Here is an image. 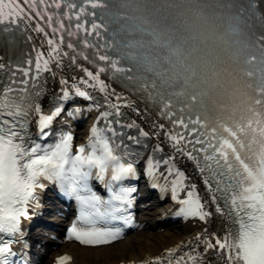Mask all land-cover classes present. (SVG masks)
<instances>
[{
  "label": "snow or ice",
  "instance_id": "snow-or-ice-1",
  "mask_svg": "<svg viewBox=\"0 0 264 264\" xmlns=\"http://www.w3.org/2000/svg\"><path fill=\"white\" fill-rule=\"evenodd\" d=\"M168 2L170 0H105L104 3L87 0L86 3L85 0H80L82 6H78L75 0H66L63 5L61 0H52L55 9H68L62 14L68 21L67 26L60 19V14L54 13L58 27H52L53 38L47 39L50 48L47 56L42 51L38 52L35 61H27V69L17 68L16 71L23 75L20 81L15 79L16 71H13L7 84L0 82V264H12L10 257L14 253L11 238L20 232L21 219L27 218V206L30 201H35L36 190L44 188L41 178L58 181L66 194L74 196L80 205L79 220L91 225L86 229H78L74 224L70 238L74 236L86 245H100L119 237V229H99L94 226L98 220L122 219L127 223L128 218L118 214L130 202V195L135 191L134 188L124 187L123 181L135 177L137 169L132 162L125 161L116 154L112 138L106 135V132L112 130L94 125L90 129L87 143L79 146L75 155L72 154L73 137L70 133L62 135L59 143L52 149L43 150V154H39L42 151L39 145H27L24 133L28 117L35 115L38 117L41 135H47L44 130L63 111L61 102L69 100L73 95L92 100L89 88L104 93L106 106L111 109L101 113V119L118 116L120 105L109 100V96L115 94L110 92L101 75L111 72L114 76L123 74L125 79H133L126 75L131 69L120 66L122 61L131 63L138 72L152 73V91L155 92L158 103L163 105L161 115L167 117L174 127L179 125L187 130L186 134L166 133L172 147L194 162L211 201H224L227 215L232 221L231 228L223 237L205 235L202 238L198 235L195 239L203 242V253L195 252L187 258L182 256L175 260V264H203L204 256L210 250L221 254L227 264H264V119L250 118L244 122L241 118V121L232 120L229 125L220 118L214 121L210 118L207 108L208 92L191 83L197 78V71L188 61L197 51V37L185 35L175 25H161L160 21L169 20V14L157 7V4ZM24 3L29 8H34L36 4H44L45 0H24ZM89 6L92 10L105 9L101 20L106 15L108 24L116 25L109 39L103 43L89 39L93 36L101 37L102 29L108 33V24L92 23L84 19L82 14H87ZM218 7L228 10L236 5L231 0H221ZM247 7L252 5L248 4ZM242 12L243 7H239L235 15L224 17L230 19L231 23L219 38L227 49L232 50V57L241 65L243 75L257 81L256 95L261 98L251 101L248 111L254 116H260L264 113H258L254 109L257 106L264 107V34H252L250 40L240 39L244 35L238 20ZM36 14L40 15L39 12ZM92 14L96 15L95 11ZM27 15L18 0H0V25L11 24L18 27ZM52 20L53 16H48L49 24ZM88 23H91L90 28L86 26ZM36 30L44 32L39 25ZM9 31L11 29L8 27L0 29V39ZM57 33L60 34L58 38ZM44 35L47 37L48 33L45 32ZM65 35L69 38L66 47L72 50L71 55L63 51ZM113 56H118L119 59H114ZM65 57L69 58L71 65L79 67L84 75L78 80L74 77L71 84L62 77L59 81L62 86L60 95L53 97V106L45 112L37 102L42 90L29 91V78L33 86H36L44 72H51V63L62 69ZM77 59L92 64L94 70L77 65ZM3 69L4 64L0 63V70ZM182 73L184 75L181 77ZM136 79L143 82V86L148 83L146 76H137ZM157 82L167 87L178 83L181 91L167 94L155 91ZM217 86L219 82L212 85L213 88ZM248 87L251 88L252 85ZM149 94L152 95V92ZM121 99L122 97L115 96L117 102ZM174 99L176 103L195 109L198 114L194 118L189 117L188 123H185L184 118H176L172 111ZM180 111H185V108ZM254 124L259 127H254ZM129 127L136 125L133 123ZM154 127L163 129L164 125ZM140 135L147 137L149 133L141 130ZM162 163L166 166V174L160 175L170 185L172 198L181 205L179 214L185 218L207 220L212 213L206 210L196 185L186 184L184 172L175 166V156L162 160ZM148 167L151 176L159 171L157 163L150 161ZM109 173L110 179L104 186L110 195L108 199H104L92 191L88 181L93 175L103 181ZM181 192L185 193L184 199L180 198ZM216 211L221 215L225 214V209L219 204L216 205ZM4 236L9 239L5 241ZM175 251L176 249H169L166 252L169 257L167 264H173L172 256ZM70 259L68 256H61L56 264H65ZM146 264H161V258L157 257L154 262L148 261Z\"/></svg>",
  "mask_w": 264,
  "mask_h": 264
},
{
  "label": "bare ground",
  "instance_id": "bare-ground-1",
  "mask_svg": "<svg viewBox=\"0 0 264 264\" xmlns=\"http://www.w3.org/2000/svg\"><path fill=\"white\" fill-rule=\"evenodd\" d=\"M159 210L148 212L157 215ZM154 226L151 221L146 222ZM188 232L187 227H171L170 230L137 232L127 236L112 245L106 247L86 248L69 243L62 247V251H68L73 255V264H116L123 259H140L145 255L158 253L162 248L173 244L181 238L183 233ZM50 257H41L39 264H47Z\"/></svg>",
  "mask_w": 264,
  "mask_h": 264
}]
</instances>
